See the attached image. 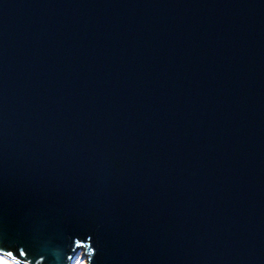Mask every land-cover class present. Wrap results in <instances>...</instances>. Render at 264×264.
Masks as SVG:
<instances>
[{
	"label": "water",
	"instance_id": "obj_1",
	"mask_svg": "<svg viewBox=\"0 0 264 264\" xmlns=\"http://www.w3.org/2000/svg\"><path fill=\"white\" fill-rule=\"evenodd\" d=\"M264 264V0H0V256Z\"/></svg>",
	"mask_w": 264,
	"mask_h": 264
},
{
	"label": "rangeland",
	"instance_id": "obj_2",
	"mask_svg": "<svg viewBox=\"0 0 264 264\" xmlns=\"http://www.w3.org/2000/svg\"><path fill=\"white\" fill-rule=\"evenodd\" d=\"M0 260L5 261L9 264H17L3 256H0ZM70 264H86V258L85 256H83L82 250L74 253V256L72 257Z\"/></svg>",
	"mask_w": 264,
	"mask_h": 264
},
{
	"label": "bare ground",
	"instance_id": "obj_3",
	"mask_svg": "<svg viewBox=\"0 0 264 264\" xmlns=\"http://www.w3.org/2000/svg\"><path fill=\"white\" fill-rule=\"evenodd\" d=\"M0 264H9V263H7V262H5V261H2V260H0Z\"/></svg>",
	"mask_w": 264,
	"mask_h": 264
}]
</instances>
